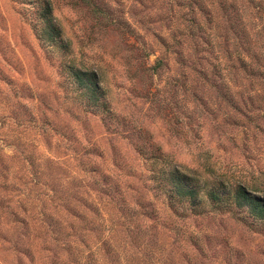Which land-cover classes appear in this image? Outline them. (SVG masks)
I'll list each match as a JSON object with an SVG mask.
<instances>
[{"label": "rangeland", "instance_id": "374dc122", "mask_svg": "<svg viewBox=\"0 0 264 264\" xmlns=\"http://www.w3.org/2000/svg\"><path fill=\"white\" fill-rule=\"evenodd\" d=\"M50 2L69 52L40 40L35 5L0 0V264H264V227L180 217L147 160L264 197V76L221 77L228 50L264 62V0ZM71 62L114 118L78 104Z\"/></svg>", "mask_w": 264, "mask_h": 264}, {"label": "trees", "instance_id": "16d2710c", "mask_svg": "<svg viewBox=\"0 0 264 264\" xmlns=\"http://www.w3.org/2000/svg\"><path fill=\"white\" fill-rule=\"evenodd\" d=\"M24 1L37 7L34 27L40 40L52 48L69 52V44L64 38L59 21L54 16L50 0ZM250 51L242 49L240 52L236 50L230 54L229 50L225 52L228 53L225 57L230 64V70L227 75L221 77L226 79V76L233 73L239 75L240 71L251 76L252 80L264 76V62L260 65L259 56L256 60L260 67L248 62ZM63 69L69 72L72 80L71 90L78 104L93 114L114 118L102 77L98 72L81 69L73 62L65 64ZM154 152L147 157V160L151 161V180L154 188L164 197L169 207L180 214V217L199 216L211 212L230 213L250 227L257 229L264 227V197L254 194L253 186L242 182H227L211 174L209 170L184 168L159 154V149ZM127 229L130 233L136 230L137 236L144 235L138 227L134 229L128 225Z\"/></svg>", "mask_w": 264, "mask_h": 264}]
</instances>
